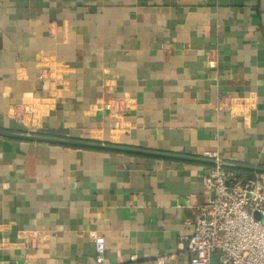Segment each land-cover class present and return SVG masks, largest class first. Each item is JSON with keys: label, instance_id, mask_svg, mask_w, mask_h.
Segmentation results:
<instances>
[{"label": "crops", "instance_id": "obj_1", "mask_svg": "<svg viewBox=\"0 0 264 264\" xmlns=\"http://www.w3.org/2000/svg\"><path fill=\"white\" fill-rule=\"evenodd\" d=\"M0 130L141 151L0 135V264H188L204 154L264 168V0H0Z\"/></svg>", "mask_w": 264, "mask_h": 264}, {"label": "built area", "instance_id": "obj_2", "mask_svg": "<svg viewBox=\"0 0 264 264\" xmlns=\"http://www.w3.org/2000/svg\"><path fill=\"white\" fill-rule=\"evenodd\" d=\"M204 157L215 162L201 176L210 195L198 206L191 232L184 237L188 264H208L215 251L221 264H264V173L247 177L226 169L216 153ZM94 251L95 263L101 264L102 236H94ZM165 258L157 257V262Z\"/></svg>", "mask_w": 264, "mask_h": 264}, {"label": "water", "instance_id": "obj_3", "mask_svg": "<svg viewBox=\"0 0 264 264\" xmlns=\"http://www.w3.org/2000/svg\"><path fill=\"white\" fill-rule=\"evenodd\" d=\"M0 135L5 137H11V138H19V139H26V140H32L37 142H45V143H55V144H63V145H70V146H77V147H97V148H104L109 150H117V151H131V152H141L139 150L131 149V148H125V147H118L115 145H109V144H103V143H97L92 141H86V140H78V139H72L68 137H56V136H49L45 134H40L36 132H21V131H5L0 130ZM156 155L171 157V158H184L189 160H198V161H204L207 162V160L204 159H195L190 157H183V156H176V155H169V154H160V153H152ZM214 163L215 161H208ZM223 166H236L235 164H229V163H223L221 162ZM248 169H252L256 171L257 173H264V168H257V167H245L240 166Z\"/></svg>", "mask_w": 264, "mask_h": 264}, {"label": "trees", "instance_id": "obj_4", "mask_svg": "<svg viewBox=\"0 0 264 264\" xmlns=\"http://www.w3.org/2000/svg\"><path fill=\"white\" fill-rule=\"evenodd\" d=\"M46 134L49 136L64 137L63 135L56 133V131L55 132L51 131V132L46 133ZM225 168L228 170L235 171L236 173L242 174V175L247 176V177H252L255 175L251 170L240 169V168H236V167H228V166Z\"/></svg>", "mask_w": 264, "mask_h": 264}]
</instances>
